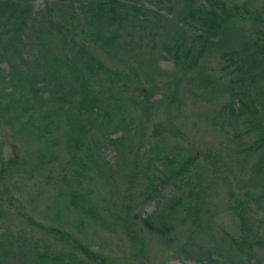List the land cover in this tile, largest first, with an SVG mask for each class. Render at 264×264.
Instances as JSON below:
<instances>
[{"label":"trees","instance_id":"obj_1","mask_svg":"<svg viewBox=\"0 0 264 264\" xmlns=\"http://www.w3.org/2000/svg\"><path fill=\"white\" fill-rule=\"evenodd\" d=\"M34 1L0 0V221L15 211L40 234L0 230V264H264V1ZM183 89L223 99L208 123L249 163L227 189L231 231L213 228L220 155L178 142ZM29 183L52 191L45 222L18 208L42 195Z\"/></svg>","mask_w":264,"mask_h":264},{"label":"rangeland","instance_id":"obj_2","mask_svg":"<svg viewBox=\"0 0 264 264\" xmlns=\"http://www.w3.org/2000/svg\"><path fill=\"white\" fill-rule=\"evenodd\" d=\"M43 3V0H35L34 9L39 10L42 8ZM144 5L149 6L148 4ZM0 66L3 68L5 64H0ZM158 66L166 71L174 69L173 61L167 57H161L158 60ZM185 83V81L182 82L183 88L185 87ZM161 90L162 89L160 88V90L154 94V99L160 98ZM180 95L183 98L184 104L179 120L177 121V124L180 126L182 131V134L179 135L181 138H179L178 142L182 145L190 146L192 150H196L198 152L199 159L202 158V156L200 157L201 152H205L207 150L217 152L220 155V170L216 174L210 172V177H214L213 190L215 192L214 194H211V197L215 210L217 209V215L213 220V228H226L231 231L235 227V218L228 209H225L224 206L226 204V199H228L227 189L228 187H231L234 188V190H237V183L239 181L245 182L249 173V163L242 165L239 157L236 154L231 153L235 147L230 144V141L228 140L229 137L222 131L212 128V126L208 123L207 115H210L213 109L218 108L223 101L222 98L210 101L206 98L197 97L188 92L186 89H183ZM159 113L161 114V111ZM5 137V133L0 130V146ZM3 154L4 156H9L11 154L9 142L6 146H4ZM106 157L111 160L113 157V151L107 150ZM200 161L202 162V160ZM22 181L23 183L25 182L23 178H20L19 182ZM29 187L34 190L39 188L42 191L41 197L36 199L34 202H30L24 195H20L22 196L23 203H19L18 208L22 209L24 213L33 216L36 221L45 222L46 219H48L45 207L52 191L51 189H48L47 186L42 184L29 183L28 189ZM172 193L173 188L171 186H167L161 192V195L165 198L172 195ZM155 207L156 202L154 201L145 204L142 209L136 212V216L144 219L147 214L151 213L155 209ZM12 218L13 219L10 218L8 221L1 220L0 230L8 227L13 235L16 232H21L19 235L21 239L23 238V235L27 236L30 234H40L38 230L34 229L26 222L24 217H21L15 211L12 213ZM97 231H93L91 229L88 235L94 239H98L96 237L100 236L103 237L104 241L102 248L120 255L125 253L127 244L123 239L118 237L117 234L98 233ZM17 243H21V241L17 240ZM158 249L159 247L152 243L151 254L155 255L157 260L156 263H158V258L161 255V253L158 252ZM168 254H171V251H169ZM183 262L186 264H193L191 260L181 261L177 257H170L169 255H167L164 260H160L158 264H182ZM10 264L18 263L16 261H12Z\"/></svg>","mask_w":264,"mask_h":264}]
</instances>
